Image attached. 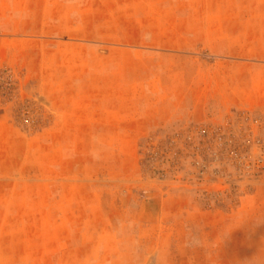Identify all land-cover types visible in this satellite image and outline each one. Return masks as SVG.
<instances>
[{
    "label": "rangeland",
    "instance_id": "obj_1",
    "mask_svg": "<svg viewBox=\"0 0 264 264\" xmlns=\"http://www.w3.org/2000/svg\"><path fill=\"white\" fill-rule=\"evenodd\" d=\"M239 109L264 0H0V264H264V173L185 148Z\"/></svg>",
    "mask_w": 264,
    "mask_h": 264
},
{
    "label": "built area",
    "instance_id": "obj_2",
    "mask_svg": "<svg viewBox=\"0 0 264 264\" xmlns=\"http://www.w3.org/2000/svg\"><path fill=\"white\" fill-rule=\"evenodd\" d=\"M185 137L188 151H208L242 176L264 173V118L254 111L239 109L224 123L194 125ZM195 159L201 168L208 167L204 158Z\"/></svg>",
    "mask_w": 264,
    "mask_h": 264
}]
</instances>
